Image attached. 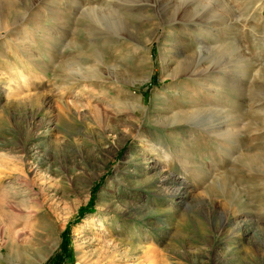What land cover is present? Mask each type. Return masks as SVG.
<instances>
[{"label":"rangeland","instance_id":"obj_1","mask_svg":"<svg viewBox=\"0 0 264 264\" xmlns=\"http://www.w3.org/2000/svg\"><path fill=\"white\" fill-rule=\"evenodd\" d=\"M153 263L264 264V0H0V264Z\"/></svg>","mask_w":264,"mask_h":264},{"label":"bare ground","instance_id":"obj_2","mask_svg":"<svg viewBox=\"0 0 264 264\" xmlns=\"http://www.w3.org/2000/svg\"><path fill=\"white\" fill-rule=\"evenodd\" d=\"M221 70V69H220ZM39 166L37 165H35V169H34V167H33V169H31V172L32 173H36L37 172V170L39 169L38 168ZM18 170H19V173H24L23 172V170H22V168H18ZM18 172V171H17ZM18 174V173H17ZM14 179H16V178H14ZM17 181V180H16ZM15 182V181H14ZM18 182V184H19V182H20V180L19 181H17ZM26 182V181H25ZM31 182V181H30ZM24 183V182H23ZM33 183V182H32ZM27 184V183H26ZM28 185V184H27ZM27 187V186H26ZM16 191H17V189H16ZM163 217V216H162ZM158 220V219H157ZM131 238V237H130ZM145 249H146V252H148L149 251V247L148 246H145ZM152 251V250H151ZM150 253V252H149ZM149 253H148V255H149ZM151 254L152 253H150V256H151ZM147 256V255H146ZM151 257H154V256H151ZM146 258V257H145ZM152 262V261H151ZM148 263H149V261H148ZM154 264V263H153Z\"/></svg>","mask_w":264,"mask_h":264}]
</instances>
